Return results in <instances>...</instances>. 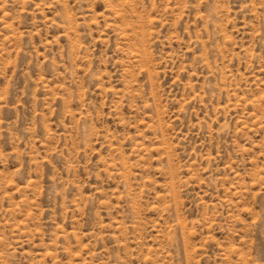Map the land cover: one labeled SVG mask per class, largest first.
I'll use <instances>...</instances> for the list:
<instances>
[{
  "label": "rangeland",
  "instance_id": "374dc122",
  "mask_svg": "<svg viewBox=\"0 0 264 264\" xmlns=\"http://www.w3.org/2000/svg\"><path fill=\"white\" fill-rule=\"evenodd\" d=\"M0 264H264V0H0Z\"/></svg>",
  "mask_w": 264,
  "mask_h": 264
}]
</instances>
